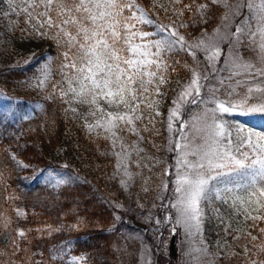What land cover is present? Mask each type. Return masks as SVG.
I'll list each match as a JSON object with an SVG mask.
<instances>
[{
  "label": "trees",
  "instance_id": "1",
  "mask_svg": "<svg viewBox=\"0 0 264 264\" xmlns=\"http://www.w3.org/2000/svg\"><path fill=\"white\" fill-rule=\"evenodd\" d=\"M158 2L163 7H154L153 0H137L154 20L151 25L137 24L141 31L151 33L137 43L168 38V32L161 33L158 25L171 26L176 21L182 30L195 35L219 19L218 4L212 0H205L208 8L203 15L196 8L201 0L175 5L169 0ZM4 4L0 0V8ZM186 4L192 5L191 11L185 8L181 15L173 10ZM245 12L243 7L238 20ZM243 49L245 56L251 55V48ZM190 55L179 45L162 50L169 69L186 64ZM65 62L59 44L48 39L30 60L0 68V264H137L139 238L153 233L127 219V214H138L148 222L153 219L152 210L158 215L163 210L167 215L173 212L172 204L165 203L173 186V172L165 169L173 167L175 156L166 147V110L155 117L154 125L147 119L137 122L142 140L126 130L120 133L125 145L142 149L130 152L128 163L124 162L130 169L135 167L127 188L121 183L123 167L117 168L114 155L119 145L113 148L103 135L89 133L81 113L68 110V98L60 94ZM45 71L48 74L43 79ZM255 116L247 121L257 123L264 132V115ZM231 121L234 131L236 124ZM138 160L139 165L134 163ZM164 178L168 183L163 201L158 202ZM215 206L223 211L227 207L220 201L206 205L203 233L211 247H217L219 240V228L212 222ZM180 233L178 228V237ZM171 263V257L157 254V264Z\"/></svg>",
  "mask_w": 264,
  "mask_h": 264
},
{
  "label": "snow or ice",
  "instance_id": "2",
  "mask_svg": "<svg viewBox=\"0 0 264 264\" xmlns=\"http://www.w3.org/2000/svg\"><path fill=\"white\" fill-rule=\"evenodd\" d=\"M7 3L12 12L25 16L26 23L36 35L41 38L49 36L64 46L66 62L61 67L67 69L64 75L67 90L62 89L60 94L69 97L66 101L68 110L74 114H78V109L72 107L73 103L87 106L88 110L81 119L89 133L103 135L111 141L113 148L119 145L120 151L114 152L118 157L117 168L123 167L128 179L132 175L123 161L131 155L128 148L132 146L123 143L120 133L126 130L142 140L137 122L143 123L147 119L154 125L155 117L160 115L161 101L157 97L163 95L161 86L167 83L169 68L163 60L162 50L171 51L179 45L195 59L196 53L192 49H201L209 63L216 61L221 54L220 48L212 42L199 40L195 45H188L175 27L167 25H158V28L161 33L168 32V38L137 43V39L144 41L151 35L138 29L137 24L154 23L137 0H7ZM170 3L181 4L182 0H170ZM212 3L229 7L228 0H212ZM153 6L163 7L158 0H153ZM241 7L253 13L254 30L250 21H245V25L264 63V0H247L246 4H238L236 14ZM184 8L191 11L192 5L186 4ZM196 8L203 15L208 5L201 3ZM173 10L177 14L183 13L182 9ZM223 19L227 20L228 16ZM243 30L237 28L234 33L237 39ZM153 48L157 51L153 52ZM235 67L242 68L251 79L264 78V66L244 62ZM189 71L191 79L181 85L172 100L173 107L169 109V132L173 131L177 120L182 127H188L187 122L181 120L184 105L210 102L215 107L205 109L203 117H194L191 126L194 134L181 131L174 149L170 148L178 150L175 192L179 195L172 205L179 213L177 223L194 228L202 237L206 219L204 205L220 201L221 206H227L224 212L219 207L211 209L219 228L217 257L222 252L225 259L240 257L242 264H264V227H260L264 222V134L237 125V137L233 140L232 125L218 121L216 115H264V79L254 84L236 81V86L228 93L229 97L236 95L235 100L212 98L197 101L203 87L201 80L208 77L202 76L196 68ZM239 87L246 90L237 93ZM209 113L212 123L197 127V122L208 117ZM144 130H148L147 125ZM198 139L200 143H197ZM133 150L142 151L138 147ZM121 183L126 185L127 181ZM19 235L23 237L25 234L21 231ZM196 251L207 254V246Z\"/></svg>",
  "mask_w": 264,
  "mask_h": 264
},
{
  "label": "rangeland",
  "instance_id": "3",
  "mask_svg": "<svg viewBox=\"0 0 264 264\" xmlns=\"http://www.w3.org/2000/svg\"><path fill=\"white\" fill-rule=\"evenodd\" d=\"M5 4L0 8V68L5 67L6 65H13L25 63L27 60L31 59L33 53H35L48 39H51L49 36H45L41 38L36 35L32 27L29 23H26L25 16L21 13L17 15L12 12L9 8L7 0H4ZM170 2V0H169ZM247 0H228L229 7H224L222 4H218L219 12H218V20L210 29H203L197 32L195 35L191 33H187L186 30H182L180 28V24L175 21L172 27H175L180 35L184 36L185 41L188 45H195L199 40H204L205 43L212 42L216 44L220 50L221 54L218 59L214 62L209 63L206 59V54L201 49L193 48L192 51H195L196 56L195 59L192 55L191 58L187 59L186 64L182 66H176L173 68H168L167 71V83L161 86L162 96L157 97L161 101L159 104V112L160 115L166 110V127L168 131V145L166 147L174 149V142L178 141L180 138V133H193L192 129L193 118L194 117H203L205 109H211L215 107L213 103H197L192 104L188 103L183 106L181 110V120L186 121L188 127H182L180 120H177L174 124V129L172 132L168 130V116L169 109L173 107L172 100L176 98L178 91L181 88V85L187 83L191 79L190 68H196L202 76L206 75L208 77L207 80H201L203 85L201 89L200 96L197 97V101L201 99L205 101H209L212 98L218 100H235L237 99L236 95L229 97L228 93L231 91L233 87L236 86V81H246L247 83L254 84L258 82L257 78L251 79L248 73H244L242 68L235 67L236 64H241L244 62H250L257 67L264 66L260 59L259 50L256 44L253 43L252 39L248 35V29L245 25V21H250L253 25V30L255 28V21L251 19L253 13L250 12L246 8V12L242 16L240 20L238 14H236V6L238 4H246ZM201 3H205V0H201ZM172 5V4H171ZM184 7H181L182 9ZM241 7L239 9V13L241 12ZM183 11L185 10L182 9ZM7 13V15H5ZM183 14V13H182ZM227 15L228 19L225 20L223 17ZM190 16V13L188 14ZM243 28V32L239 34V38L234 35L236 33L237 28ZM217 29L219 30L217 32ZM55 45L58 43L51 39ZM62 51H65V48L62 44H59ZM243 47L251 48L252 53L247 54L246 56L243 54ZM185 52H190L187 49H183ZM181 67H183L181 69ZM174 69V70H173ZM46 72V71H45ZM45 72L42 74V78H45ZM67 72V71H66ZM235 72H240V75H234ZM48 74V72H47ZM64 78V76H63ZM223 81V83H221ZM61 89L67 90V83L63 79L61 82ZM215 90V91H213ZM246 89L244 87L236 88L237 93H243ZM172 91V92H171ZM171 92V94H170ZM69 99V97H67ZM254 101H250L252 103ZM73 107L77 108L81 113V116L87 112V106L83 104L73 103ZM159 115V116H160ZM217 120L235 122L236 126L238 125L240 128L247 129L250 131H256L257 133L264 134V132L259 128L257 123H253L252 121H247L248 118H254L255 115H239V114H227V113H217ZM227 116L230 117L227 118ZM211 114L209 113L208 117L202 118L197 122V127H206L212 123ZM91 120V118H89ZM230 122V123H231ZM233 125V124H232ZM232 138L233 140L237 137V131L232 130ZM242 134V133H241ZM201 135H205V133H201ZM191 139V136H189ZM255 139V137H253ZM170 140L173 143H170ZM201 141L198 139L197 143ZM129 152L135 151L133 147L128 148ZM175 156L173 161V167L169 169V166H166V173L173 172L172 181V189L170 192V196H167L165 199V203L174 204L176 202V198L179 195L175 192V180H176V170L177 164L176 160L178 157V150H174ZM191 158V157H190ZM128 163L127 159L123 161V163ZM132 162V161H131ZM133 163V162H132ZM139 165L140 161H134ZM134 165V164H133ZM135 167H130L127 165V171L131 173L132 178L128 179L127 176L124 175V168L121 172H123L122 180H126L127 184L124 185L128 188L133 181V175ZM132 170V171H131ZM137 173V171H136ZM164 186L161 187V195L157 197V201H163V190L165 185L168 183L167 179L164 178ZM141 204L142 201L139 200ZM121 207H125L121 201L119 202ZM206 210V205H204ZM217 208V206H215ZM224 212L223 210H220ZM165 213V211L163 210ZM156 213L152 210L150 213L153 216L151 221H146L144 218L135 213L127 214V219L132 220L134 223L142 226L145 230H149L152 234L148 237H141L138 241L139 249L136 253L137 264H157V254L165 255L172 258L171 264H211L213 260L216 261V264H242L240 257H235L234 260L225 259L223 253L221 252L219 257H217L218 248L209 246L208 241L204 238V233L202 237L200 234L195 232L194 228H186L185 224L177 223V219L179 218V213L176 208L173 207V212L168 215L165 213ZM205 214L207 212L205 211ZM161 217V219H160ZM212 222L214 225L217 224L216 220L213 218ZM180 229L181 237L176 238V252L174 256L169 254V242L172 236L173 230L176 231ZM203 240V243H202ZM207 246V254L203 252H198L196 249H203ZM237 251V250H236ZM239 252V251H238ZM228 261H223V260Z\"/></svg>",
  "mask_w": 264,
  "mask_h": 264
},
{
  "label": "water",
  "instance_id": "4",
  "mask_svg": "<svg viewBox=\"0 0 264 264\" xmlns=\"http://www.w3.org/2000/svg\"><path fill=\"white\" fill-rule=\"evenodd\" d=\"M175 240H176V234H175V231H173L170 242H169V254L173 256L176 252Z\"/></svg>",
  "mask_w": 264,
  "mask_h": 264
}]
</instances>
